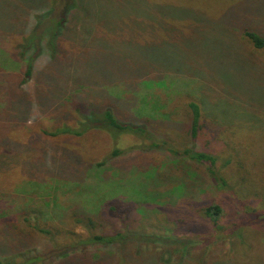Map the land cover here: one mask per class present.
<instances>
[{
  "label": "rangeland",
  "instance_id": "374dc122",
  "mask_svg": "<svg viewBox=\"0 0 264 264\" xmlns=\"http://www.w3.org/2000/svg\"><path fill=\"white\" fill-rule=\"evenodd\" d=\"M15 1L0 0V260L264 264V49L246 36L264 35V0ZM107 110L145 135L105 127ZM76 220L124 239L85 245Z\"/></svg>",
  "mask_w": 264,
  "mask_h": 264
},
{
  "label": "trees",
  "instance_id": "16d2710c",
  "mask_svg": "<svg viewBox=\"0 0 264 264\" xmlns=\"http://www.w3.org/2000/svg\"><path fill=\"white\" fill-rule=\"evenodd\" d=\"M84 22H88V19H86ZM60 23V27H62V22ZM65 23V21L63 22V24ZM84 32V30H83ZM58 33H56V35L53 36V40L56 42V38L59 37L57 35ZM246 36L248 37V39L251 41V43L253 44V46L258 49V50H263L264 49V35H261L257 32H247ZM53 41L51 42V45H53ZM32 67L33 65H29V69H28V73L27 76L30 77L31 76V71H32ZM190 109L192 111L193 114V123H192V136L196 137L198 135V128H199V121L201 118V109L199 107V105H197L196 103H191L190 104ZM91 119L86 120L88 123V125L92 126L94 125V119H92V117H89ZM104 124L105 127L110 128V130H114V131H118L119 133H124V134H134V135H145L146 130L143 129L142 127L139 126H132L131 124H124V123H120L118 121V119H116L115 115L110 111L107 110L104 113ZM85 127V125H84ZM67 132V131H66ZM117 154V152H115ZM175 154H178L180 152L174 151ZM182 155H184L185 157H187L188 159H190L193 162H197V163H207L209 166L208 168V173L210 175V177L217 182V184H220L222 187L226 186V182L225 180L219 176V173L216 171V162L217 159L208 154V153H204V152H199L196 151L194 149H185L182 152ZM112 210H115L114 207H112ZM221 213V209L218 206H213L211 208H209L206 211V216H208L209 218L215 220L216 217ZM83 219V217H82ZM91 220L92 219H87V223L91 224ZM77 225L90 230L91 233L88 236V238L86 240H84L82 243L85 245H104V246H109L112 245L114 243H116L118 240L120 239H124V236L121 234H118L116 236H100L97 235L96 233L93 232L92 229L88 228L85 226V222L82 220H76ZM92 225V224H91ZM45 234H47L46 232H43ZM49 233V232H48ZM37 260V258L31 259L30 262L26 261L23 264H29V263H34ZM0 264H16L15 261H1L0 260Z\"/></svg>",
  "mask_w": 264,
  "mask_h": 264
},
{
  "label": "crops",
  "instance_id": "0c3cea01",
  "mask_svg": "<svg viewBox=\"0 0 264 264\" xmlns=\"http://www.w3.org/2000/svg\"><path fill=\"white\" fill-rule=\"evenodd\" d=\"M17 1H18V0H17ZM17 1H15V3H18ZM38 2H40V0H34V2H25L24 4L27 5V4L33 3V4H34V8H36V9L38 10ZM24 4H23V5H24ZM10 22H11V21H10ZM11 23H12V22H11ZM21 23H22V22H19L18 24H21ZM18 24H16V25H18ZM21 34H22V33H21ZM22 35H23V34H22ZM11 39H15V40L19 41L18 38H17V39H16V38H11ZM32 71H33V73L36 72L34 67L32 68ZM32 71H31V73H32ZM27 73H28V71H27ZM27 73H26V74H27ZM33 73H32V75H33Z\"/></svg>",
  "mask_w": 264,
  "mask_h": 264
}]
</instances>
